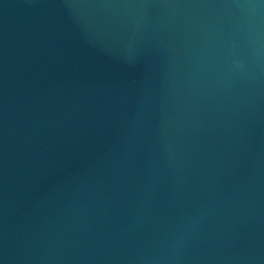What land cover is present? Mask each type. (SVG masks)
Listing matches in <instances>:
<instances>
[{
  "label": "water",
  "instance_id": "95a60500",
  "mask_svg": "<svg viewBox=\"0 0 264 264\" xmlns=\"http://www.w3.org/2000/svg\"><path fill=\"white\" fill-rule=\"evenodd\" d=\"M0 264H264V0H0Z\"/></svg>",
  "mask_w": 264,
  "mask_h": 264
}]
</instances>
